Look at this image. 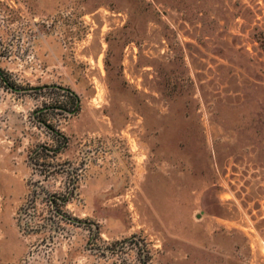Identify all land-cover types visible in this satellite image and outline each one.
<instances>
[{"label":"rangeland","instance_id":"1","mask_svg":"<svg viewBox=\"0 0 264 264\" xmlns=\"http://www.w3.org/2000/svg\"><path fill=\"white\" fill-rule=\"evenodd\" d=\"M0 77V264H264V0H0Z\"/></svg>","mask_w":264,"mask_h":264},{"label":"trees","instance_id":"2","mask_svg":"<svg viewBox=\"0 0 264 264\" xmlns=\"http://www.w3.org/2000/svg\"><path fill=\"white\" fill-rule=\"evenodd\" d=\"M2 79V77H0ZM10 89L11 90H16L15 86H13L12 84H10ZM67 96L69 97L70 103L73 105V110H76L78 107V100L77 97L73 94V93H67ZM62 111L66 112V113H70V109L69 108H62ZM46 127L48 129H52L51 126L49 124H46ZM57 138H60L62 143V147H64V145L66 144L65 142V138L62 134L60 133H56ZM61 149L60 147H50L48 148L47 146H41L38 149H36L33 152V157H36L39 153H44L45 156L47 157H56L57 155H59ZM66 201H67V196H63V197H59L56 195L53 196H49L48 199V203L50 204V206L52 207L51 212H52V216L57 218L60 221H71V218L68 216V214L66 213V211L63 209L66 205Z\"/></svg>","mask_w":264,"mask_h":264}]
</instances>
